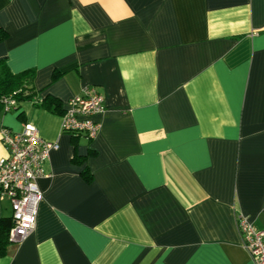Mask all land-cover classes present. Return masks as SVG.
Masks as SVG:
<instances>
[{
    "label": "crops",
    "instance_id": "0c3cea01",
    "mask_svg": "<svg viewBox=\"0 0 264 264\" xmlns=\"http://www.w3.org/2000/svg\"><path fill=\"white\" fill-rule=\"evenodd\" d=\"M0 30L52 98L3 105L0 130L58 143L0 264H253L237 217L264 229V0H0ZM84 87L104 97L94 139L61 129Z\"/></svg>",
    "mask_w": 264,
    "mask_h": 264
},
{
    "label": "built area",
    "instance_id": "2783aa9c",
    "mask_svg": "<svg viewBox=\"0 0 264 264\" xmlns=\"http://www.w3.org/2000/svg\"><path fill=\"white\" fill-rule=\"evenodd\" d=\"M4 103L6 109H11L15 101L7 99ZM104 106L100 93L84 87L80 94L68 99L61 116V129L94 139L101 128L96 116L104 111ZM0 139L7 153L0 158V192L7 196L12 210L8 240L19 244L35 227L43 199L37 180L44 175L43 165L58 143L43 139L29 123L17 132L1 128ZM237 229L253 264H264V229L257 228L243 214L237 217Z\"/></svg>",
    "mask_w": 264,
    "mask_h": 264
},
{
    "label": "trees",
    "instance_id": "16d2710c",
    "mask_svg": "<svg viewBox=\"0 0 264 264\" xmlns=\"http://www.w3.org/2000/svg\"><path fill=\"white\" fill-rule=\"evenodd\" d=\"M6 32L0 30V42L5 38ZM34 70L27 69L13 73L7 66L5 58L0 59V107L5 105V100L13 99L16 107L17 103L23 100H30L36 104H49L52 98L47 96L41 98L33 86ZM12 224V219L0 224V254L5 253L9 243L8 231Z\"/></svg>",
    "mask_w": 264,
    "mask_h": 264
}]
</instances>
